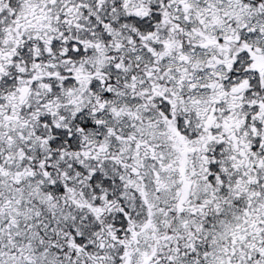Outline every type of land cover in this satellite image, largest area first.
<instances>
[{
  "label": "snow or ice",
  "instance_id": "6c2138e0",
  "mask_svg": "<svg viewBox=\"0 0 264 264\" xmlns=\"http://www.w3.org/2000/svg\"><path fill=\"white\" fill-rule=\"evenodd\" d=\"M0 264H264V0H0Z\"/></svg>",
  "mask_w": 264,
  "mask_h": 264
}]
</instances>
